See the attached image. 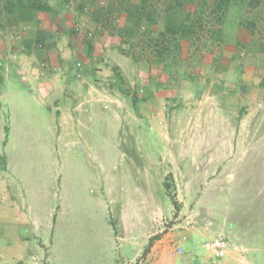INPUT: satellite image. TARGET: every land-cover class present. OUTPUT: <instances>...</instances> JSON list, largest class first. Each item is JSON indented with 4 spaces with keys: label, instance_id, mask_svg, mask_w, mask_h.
<instances>
[{
    "label": "rangeland",
    "instance_id": "1",
    "mask_svg": "<svg viewBox=\"0 0 264 264\" xmlns=\"http://www.w3.org/2000/svg\"><path fill=\"white\" fill-rule=\"evenodd\" d=\"M48 1L53 13L2 17L0 83L16 68L28 71L18 77L28 86L44 82L53 70L35 77L41 62L50 64L44 54L71 58L66 45H80L87 31L96 63L110 45L132 58L108 33L120 15L108 16L106 29L93 20L115 0ZM213 2L186 6L191 17L202 15L203 33L184 43L169 75L140 39L130 100L119 102L124 121L106 109L93 127L63 134L35 93L13 90L0 99V264H156L159 255V264H238L244 255L264 264V143L255 145L254 133L241 143L236 128L243 119L253 125L258 111L264 124V0H231L220 23ZM35 25L57 32L56 42L50 33L43 55L27 58L20 43ZM146 27L161 29V16ZM214 28L221 42L209 40ZM217 233L243 251L208 255L200 244Z\"/></svg>",
    "mask_w": 264,
    "mask_h": 264
},
{
    "label": "crops",
    "instance_id": "2",
    "mask_svg": "<svg viewBox=\"0 0 264 264\" xmlns=\"http://www.w3.org/2000/svg\"><path fill=\"white\" fill-rule=\"evenodd\" d=\"M38 19H35L34 16V22H36L37 24H39L40 22L38 21ZM38 30H42L45 33V39H41L42 43L46 44V42L49 40L47 38L50 37L52 41L56 42V40L52 38V36L53 34L56 35L57 32H53L52 34V32L50 31H52L53 29H51L50 27L46 28L42 25L36 27L35 25V27H33L31 35L28 32H25L27 36H23L20 43V49L22 50L20 53L27 56V58H32L34 55H38L39 58L40 54L43 55L42 47H38L39 45L36 38V31L38 32ZM90 41L93 45L92 54L94 56L91 62L90 60H88L85 52L80 51L83 47L82 43L75 47H70V44H67L66 50H68V52H70L72 48L71 58H69L70 56H61V54L59 52H56V50H53L52 53L44 54V57L46 59H49L48 61L53 68V70H50V72L48 73L49 75L47 76L46 80H44V82L38 80L34 81L35 79H32L34 83L31 86H28L27 82H25L23 78L22 80L18 78L19 75H22V77H24L23 75L28 71H26L25 69L19 70L18 68H16V74H12V79L5 78L2 80V83H0V99L4 96H7L13 90L22 91V93H25L27 91L29 93H35L36 95H33V97L38 99V101H40L42 104L46 105L51 120L54 123V129L56 128L58 133L63 134H69L73 132L75 128H77V126L83 124H86L85 126L87 128L93 127L94 124H92V122L103 120V114L106 112V109H108V114L111 112L112 115H114V118H117L118 116L122 117L120 111L121 108L119 109V102L122 100L129 103L130 96L127 93H120L115 88L105 86L104 84L98 86L100 84L94 81V79L96 80V77L106 79L111 73L110 67L117 66L125 80V83L130 85L134 82V78H132L130 74L136 67L132 62H130L132 58L122 53V51L117 48V45H110L107 48H102L103 50H100V52L103 53V55H101L99 62L96 63V42H93V40ZM77 48H80V50H78ZM76 49L78 50V52L75 53L74 51ZM77 63L80 64V66L78 65L79 67H76ZM130 67L132 69L129 70ZM89 69L91 70L90 72ZM147 86L148 89H150L148 83ZM131 109L134 110V108L132 107ZM125 111L128 112L127 110ZM126 112L123 114L122 121H124L126 116H129V114H127ZM258 112L260 113V111ZM258 112L253 114V116L254 119H260L255 120L253 125L246 124V122H248L249 120L247 121V119H243L244 124H240L239 127H236L240 129L241 132L243 131L244 136H240L239 139L241 143L246 144L245 141L250 133H254L255 135V138L252 141L255 145H261L264 143V124L262 122V115ZM249 115V113H244L241 117L245 118L249 117ZM229 128L230 127H228L226 131H229ZM252 142H250V144H252ZM14 212L15 219L22 216L20 215L21 210L18 208L14 210ZM148 233L149 231L145 234V240H147V237L149 236ZM145 245L146 243L143 245V247ZM150 248L151 249L146 254L144 261L148 262V260L152 258V256H154V248ZM162 253H164V250L162 251ZM159 256L160 258L158 260L160 262L162 257L161 255ZM151 260L152 261H150V263L152 264L153 258ZM159 262H156V264H159ZM238 264L252 263L244 255L243 257L239 258Z\"/></svg>",
    "mask_w": 264,
    "mask_h": 264
},
{
    "label": "trees",
    "instance_id": "3",
    "mask_svg": "<svg viewBox=\"0 0 264 264\" xmlns=\"http://www.w3.org/2000/svg\"><path fill=\"white\" fill-rule=\"evenodd\" d=\"M195 2L196 0H115L106 9L103 5L98 7L93 14V20L96 24H102L106 29L108 24L111 23L108 22V16H112L113 13L120 15L122 22L111 24V27L107 28L108 33L116 36L124 47H128L134 61L141 59L140 54L135 52V49L141 43L139 42L140 39L146 42L151 55L161 63L163 73L169 75L172 67L175 66L176 58L180 57L182 53L184 43H192L193 38L203 33L201 29L204 28L202 15L191 17L189 11L186 10L188 4ZM230 4L231 0H214L210 13L214 14L216 22L223 21ZM80 7L82 8V5ZM25 10H30L36 14L38 12L53 13L54 9L48 0H0V23L3 16L15 15ZM160 16L161 29L152 31V29L146 27L147 24H157ZM72 33L75 34L76 30H72ZM207 33L212 43L221 42L222 33L220 29L214 28L209 32L207 31ZM44 34L42 30L36 31L38 47L44 45L41 42V39L45 37ZM87 38L89 40L82 39L81 41L82 49L91 62L94 57L92 54L93 45L90 41L92 37ZM197 47L200 49V45ZM78 65L80 66L77 63L76 67H79ZM110 72L106 79L96 77L94 81L100 85L96 84L98 86L104 84L115 88L120 93H128V86L118 67H110ZM137 115L141 117V114Z\"/></svg>",
    "mask_w": 264,
    "mask_h": 264
},
{
    "label": "built area",
    "instance_id": "4",
    "mask_svg": "<svg viewBox=\"0 0 264 264\" xmlns=\"http://www.w3.org/2000/svg\"><path fill=\"white\" fill-rule=\"evenodd\" d=\"M86 35L87 37H91L92 31H87ZM47 69H51V65L45 61L41 62L35 77L38 78V76ZM182 238L184 239V237ZM200 246L205 252H207L208 255L216 258H228L243 251V247L241 245L235 243L220 233L208 237L204 236ZM174 250L175 254H181L183 252L180 245H176Z\"/></svg>",
    "mask_w": 264,
    "mask_h": 264
}]
</instances>
